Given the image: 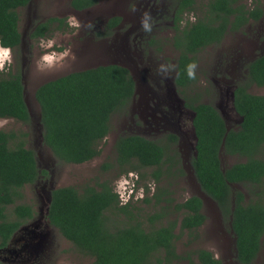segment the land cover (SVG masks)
Segmentation results:
<instances>
[{
    "label": "trees",
    "instance_id": "obj_1",
    "mask_svg": "<svg viewBox=\"0 0 264 264\" xmlns=\"http://www.w3.org/2000/svg\"><path fill=\"white\" fill-rule=\"evenodd\" d=\"M245 0H208L200 7L196 0H180V16L200 10L195 22L177 29L174 46L179 51L176 85L182 94L198 82L197 56L205 49L219 45L230 33L263 16L261 0H253L254 10ZM32 0H0V44L17 51L22 45L19 10ZM98 0H72L78 11L92 8ZM112 20L110 29L119 24ZM64 20L51 18L40 23L31 35L36 42L52 39L56 31H67ZM109 29V30H110ZM191 70V75L189 71ZM248 82L235 90L234 107L242 118L238 130H228L221 113L212 105L188 104L195 113L197 157L194 174L201 190L219 207L225 222L231 224L236 239L238 261L254 264L264 247V95H254L251 85L264 88V55L248 65ZM137 94L136 81L130 70L120 65H107L75 72L41 85L36 90L43 127V144L55 158L65 164L83 165L102 153L101 144L112 132V118L127 110ZM189 101L188 99H186ZM0 119L32 123L23 75L20 71L0 73ZM26 133L0 130V252L14 236L35 219L33 206L20 204L23 190L35 185L49 172L39 165L38 153L27 145ZM178 137L163 141L128 135L120 136L114 146V157L101 169L112 178L87 185L55 189L51 194L48 220L60 234L95 264H178V241L187 232L196 233L208 217L204 202L193 196L176 203L169 190L171 178H181V156L173 151ZM222 151L240 156L246 162L224 171ZM155 168L152 177L156 191L145 185V205L158 210L145 215L135 207L139 200H123L116 192L114 179ZM167 170V171H166ZM175 170V171H172ZM138 186L140 181H137ZM253 189L256 198L247 203L243 192L235 193L232 185ZM250 189V190H251ZM165 204V206H162ZM14 207L11 217L9 208ZM143 213V214H142ZM199 264H223L211 251L196 250Z\"/></svg>",
    "mask_w": 264,
    "mask_h": 264
},
{
    "label": "rangeland",
    "instance_id": "obj_2",
    "mask_svg": "<svg viewBox=\"0 0 264 264\" xmlns=\"http://www.w3.org/2000/svg\"><path fill=\"white\" fill-rule=\"evenodd\" d=\"M71 1L32 0L29 6L19 10L23 42L21 48L13 53V59L11 53V70L20 71L23 75L32 123L25 125L14 119H0V130L28 134L27 145L38 153L40 168L48 171L49 176L42 177L38 183L23 190L24 197L20 204L33 206L36 217L1 252V263L95 264L92 257L78 251L50 224L48 213L52 191L70 186L82 190L87 185H96L99 180L112 178V175L103 174L101 167L112 161V146L120 136L139 135L163 141L173 134L180 136L179 144L173 145L172 150L180 152V168L184 174L177 179L167 178L163 183L168 185V182H172L167 187L172 193L170 198L176 203L193 196L200 197L208 217L198 232H187L178 241V253L182 257L178 264H199L193 255L198 249L211 251L225 264H238L230 224L223 221L216 203L201 190L194 174V113L186 105H212L221 113L229 131L240 128L242 118L235 110L233 95L239 85L248 82L249 63L264 55V18L247 25L239 33L228 34L222 44L199 53L196 65L198 82L187 94H182L175 83L179 54L172 45V14L164 5L167 2L168 6L174 0H98L95 8L84 12L73 10ZM204 1L199 2L198 9ZM261 8L264 11V1ZM196 14L200 16V10ZM113 16H121L123 23L112 37L104 36L105 24ZM51 18L64 20L70 30L65 34H56L52 42L37 43L31 38L32 33L40 23ZM55 43L63 45L66 52H56L52 46ZM71 52L72 59L68 60L66 57ZM113 64L131 70L137 82L135 100L127 110L113 116L112 132L102 142L99 157L83 165L58 161L43 144L42 114L36 100V90L69 74ZM249 91L254 95H264V88L256 85H251ZM221 161L226 171L246 162V159L222 151ZM155 170L148 168L140 171L146 175L142 181L138 173L114 179L120 197H124L123 200H139L135 207L145 215L159 208L140 202L146 198L145 185L151 194L156 191V181L151 176ZM137 181H140L139 186ZM232 187L235 193L245 194L247 203L255 200L256 191L253 189L239 184ZM13 209L9 208L10 217ZM254 264H264V247Z\"/></svg>",
    "mask_w": 264,
    "mask_h": 264
},
{
    "label": "flooded vegetation",
    "instance_id": "obj_3",
    "mask_svg": "<svg viewBox=\"0 0 264 264\" xmlns=\"http://www.w3.org/2000/svg\"><path fill=\"white\" fill-rule=\"evenodd\" d=\"M157 1V0H156ZM201 0H196V6L198 7V5H199V2H200ZM208 0H205L204 2L206 3ZM262 1H264V0H261V4H262ZM247 2H248V0H245V1H243V4H246L247 5ZM166 4V5H165ZM164 5L167 7L166 9L169 11V12H171V14H172V19H171V26H170V28L172 29V36H173V39H172V45H173V47H174V49L178 52V54H179V51L175 48V46H174V39H175V37H176V35H177V29H176V27H179L181 30L182 29H184V28H186L187 26H188V24L191 22H195L196 21V19L199 17V15H197L196 14V12L195 11H192V12H189L188 10H186L181 16H180V20H179V22L176 24V15H177V11H178V9L180 8V0H174L173 2H171V3H169V5L167 6V2H165L164 3ZM97 6V5H96ZM96 6H94V7H92V8H89V9H86V10H83V11H78V10H75V9H73V10H75V11H77V12H84V11H87V10H90V9H93V8H95ZM156 6V5H155ZM254 7H255V4H254V1L253 0H251L250 2H249V4L247 5V8H246V10L247 9H251V10H254ZM262 9V8H261ZM263 11V10H262ZM196 15V16H195ZM116 18H119L120 19V21H119V24H117V26H115L114 28H111L110 29V25L112 24L111 22H112V20L113 19H116ZM264 18V11H263V16H262V18L261 19H259L258 21H255L254 19H251L247 24H245L244 26H242L240 29H238V30H236L235 32H230L229 34H233V33H239L240 31H242L247 25H250V24H252V23H255V22H260L262 19ZM122 23H123V18L121 17V16H113V17H111L107 22H106V24H105V27H104V31H103V35L104 36H107V37H112L113 36V34L117 31V29H119V27L122 25ZM65 25H68V24H65ZM65 28L67 29V31L68 30H70V27H69V25H68V27H66L65 26ZM110 29V30H109ZM67 31H56V33H55V35L56 34H65V33H67ZM54 35V36H55ZM54 38V37H53ZM52 38V39H53ZM226 38V37H225ZM224 38V39H225ZM52 39H47V40H41V41H39V42H37V43H39V44H41L42 42H45L46 41V43H47V41L49 42V41H51L52 42ZM224 41V40H223ZM223 41L220 43V44H222L223 43ZM22 42H23V39H22ZM219 44V45H220ZM22 46V45H21ZM52 46H54V49H55V51L56 52H60L61 54L63 53V52H66V51H63V45H59V44H53ZM51 46V47H52ZM214 46H218V45H214ZM44 47V46H43ZM21 48V47H20ZM2 51V52H1ZM4 52H6V53H4ZM16 51H13L11 48H6V47H3L1 44H0V70L1 71H3L2 73H4V71L6 72V73H8L9 71H11V53H12V59H13V53H15ZM162 52V51H161ZM1 53H3V54H1ZM6 54V55H5ZM72 52L70 53V54H68L67 55V59L68 60H71L72 59ZM259 58V57H258ZM5 59V60H4ZM178 60H179V58H178ZM256 60V59H255ZM254 61V60H253ZM253 61H251V62H253ZM250 62V63H251ZM249 63V64H250ZM107 66V65H106ZM3 67V68H2ZM100 67V66H99ZM124 67V66H123ZM6 68V69H5ZM125 68H127V67H125ZM4 69V70H3ZM128 69V68H127ZM130 70V69H129ZM130 72H131V70H130ZM131 74H132V72H131ZM133 75V74H132ZM177 75H178V71H177V73H176V77H175V80H176V78H177ZM134 77V76H133ZM135 79V78H134ZM136 81V80H135ZM175 83H176V81H175ZM136 85H137V82H136ZM176 88L178 89V91H179V88H178V86L176 85ZM236 90V89H235ZM137 96V95H136ZM136 96H135V98H136ZM234 97H235V91H234V95H233V99H234ZM135 100V99H134ZM186 107H188L187 105H186ZM193 113H194V111H193ZM195 113H194V119H195ZM194 119H193V122H194ZM193 127H194V124H193ZM194 132H195V128H194ZM170 135H172V134H169L168 136H166V138L167 137H169ZM195 135H196V133H195ZM137 136H139V135H137ZM177 136V135H176ZM141 137H144V136H141ZM178 137V136H177ZM144 138H147V137H144ZM166 138H164V139H166ZM147 139H149V140H153V139H150V138H147ZM118 140V139H117ZM117 140L116 141H114V143H113V150H114V146H115V144H116V142H117ZM179 142H180V136L178 137V144H179ZM196 144H197V137H196ZM195 150H196V147H195ZM197 157V152H196V155H195V157L194 158H196ZM193 170H194V168H193ZM167 171V170H166ZM172 171H175V170H172ZM225 171V170H224ZM139 175V174H138ZM217 205V204H216ZM218 207V206H217ZM218 209H219V207H218ZM220 211V210H219ZM220 214H221V217H222V213L220 212ZM222 219H223V217H222ZM223 221L225 222V220L223 219ZM228 224H230V223H228ZM230 227H231V224H230ZM232 230V229H231ZM232 233H233V231H232ZM233 235H234V233H233ZM15 237V236H14ZM234 238H235V236H234ZM14 239V238H13ZM12 239V240H13ZM12 242V241H11ZM11 242H10V244H11ZM10 244L8 245V247L10 246ZM234 244H235V249H236V239H235V242H234ZM7 247V248H8ZM6 249V248H5ZM5 249H3V250H5ZM3 250H1V252L3 251ZM1 252H0V256H1ZM215 256V255H214ZM216 258V257H215ZM218 259V258H217ZM221 260V259H220ZM222 262H223V264H225V262L223 261V260H221ZM236 261H237V263L238 264H241L239 261H238V255H237V249H236ZM0 264H2L1 263V261H0Z\"/></svg>",
    "mask_w": 264,
    "mask_h": 264
},
{
    "label": "clouds",
    "instance_id": "obj_4",
    "mask_svg": "<svg viewBox=\"0 0 264 264\" xmlns=\"http://www.w3.org/2000/svg\"><path fill=\"white\" fill-rule=\"evenodd\" d=\"M192 73H191V70L189 71V75H191Z\"/></svg>",
    "mask_w": 264,
    "mask_h": 264
},
{
    "label": "built area",
    "instance_id": "obj_5",
    "mask_svg": "<svg viewBox=\"0 0 264 264\" xmlns=\"http://www.w3.org/2000/svg\"><path fill=\"white\" fill-rule=\"evenodd\" d=\"M124 198V197H123ZM126 201H128V200H126Z\"/></svg>",
    "mask_w": 264,
    "mask_h": 264
}]
</instances>
